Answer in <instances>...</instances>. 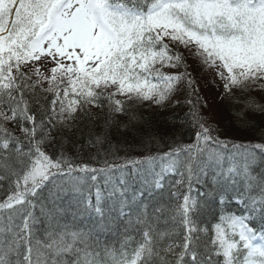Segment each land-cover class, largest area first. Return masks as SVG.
<instances>
[{"label":"snow or ice","instance_id":"6c2138e0","mask_svg":"<svg viewBox=\"0 0 264 264\" xmlns=\"http://www.w3.org/2000/svg\"><path fill=\"white\" fill-rule=\"evenodd\" d=\"M194 72L258 142L213 134ZM126 102L187 105L194 142L152 152ZM115 114L142 155H116ZM0 192V264H264V0H0Z\"/></svg>","mask_w":264,"mask_h":264},{"label":"trees","instance_id":"16d2710c","mask_svg":"<svg viewBox=\"0 0 264 264\" xmlns=\"http://www.w3.org/2000/svg\"><path fill=\"white\" fill-rule=\"evenodd\" d=\"M167 41V38H165ZM171 47V45H170ZM180 52H185L183 47L176 49ZM164 71L168 72H175V69H163ZM202 73L194 72L193 75L196 76V87L198 88L197 95L200 97L201 104L206 105L203 109L206 116L208 107L211 103V98H217L218 103L216 105H223L224 103L228 102L226 108H221L220 115L217 113V118H221L220 126H218L217 120H213L215 115H212L211 120L215 122V125L218 126V133H213L214 135H226L220 137L221 139L230 140L237 143H244L247 141L241 140L243 136H245L248 141H252L253 143L259 141L258 134H250L246 132L237 131V128L240 125L237 124L235 118L231 115L233 110H238L239 107L233 102V98L224 95L222 87H220L219 81H214L212 74L205 76L202 79ZM200 75V76H199ZM205 75V74H204ZM215 86L217 88L218 93L217 95L209 96L205 95L207 92V84ZM215 85H214V84ZM257 97L261 95V93L257 92ZM120 96V95H117ZM123 97V96H120ZM223 97V99H221ZM116 99H120L115 97ZM120 100H125V97ZM125 107L128 108L130 111H134L135 115L140 118L142 117V121H133L134 126H139L143 123L144 126L150 127L153 130V133L156 137V143L152 146V152H160L161 154L167 152L169 150V146H176V145H186L191 144L195 140V132L197 129L190 126L189 122H181L180 120H173L172 117L174 115L184 116V113L187 111V105L183 108H176V109H165L160 110L155 106L149 107L147 103L143 105H136L132 104L131 102H126ZM242 107V106H241ZM222 110V111H221ZM108 115L106 109L102 111L98 108L92 109V119L84 118L83 122L81 123L80 127L84 128L85 132H87L88 128H91L92 125H96L95 131L99 132L101 130V126L104 124L105 118ZM114 119L119 121L121 124V128L118 129L116 125L111 126L110 128V137L112 143L117 146L116 155L119 157H124L126 154L129 156H140L142 155L141 148L143 147L141 143V139L139 136L136 135L134 128L132 130L123 129L122 126L127 124L128 117L126 115L115 114ZM230 133H234L233 137H227ZM238 137V138H235ZM85 161H87V155L85 154ZM121 162V161H117ZM159 170V168H157ZM181 177L179 175L171 174L165 176L163 181L165 187L163 189L164 196L166 197V203L175 206L176 204L182 201V193L186 190L185 185H175V181L180 180ZM171 182V183H170ZM177 193L176 196H172L171 193ZM195 194V193H193ZM4 195L3 192H0V199H3Z\"/></svg>","mask_w":264,"mask_h":264},{"label":"rangeland","instance_id":"374dc122","mask_svg":"<svg viewBox=\"0 0 264 264\" xmlns=\"http://www.w3.org/2000/svg\"><path fill=\"white\" fill-rule=\"evenodd\" d=\"M210 73H207V74H205L204 75V73H202L201 74V76H202V79H204V77L205 76H207V75H209ZM200 76V75H199ZM196 77V76H195ZM214 84V83H213ZM215 85V84H214ZM207 86V92H205V95H206V97H207V95H209V96H213V95H217V93H218V90H217V88L215 89V86H213V85H211L210 84V82H209V84H207L206 85ZM254 95H256L257 96V94H254ZM117 98H120V99H123V97H120V96H116ZM215 96H213L212 98H211V103H209L210 104V106L208 107V110H207V115L210 117V118H212V115H215L214 116V118H213V120H217V123L216 124H218V126H220V120H221V118H217V113H219L220 115H222V113H220L219 111H220V109L221 108H226L227 107V104H228V102H226V103H224L223 105H216V102L218 103V100H215V99H217V98H214ZM242 105H240V106H238L239 108L241 107ZM222 111V110H221ZM233 135H234V133H230L229 135H227V137H230V136H232L233 137ZM222 136H226V135H221L220 137H222ZM235 138H238V137H235ZM241 140H244V141H248L249 139H247L245 136H243L242 138H241Z\"/></svg>","mask_w":264,"mask_h":264}]
</instances>
